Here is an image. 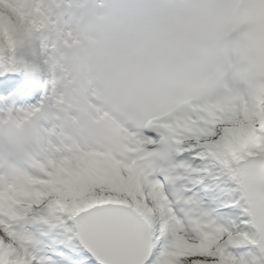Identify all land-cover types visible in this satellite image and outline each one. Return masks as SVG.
Listing matches in <instances>:
<instances>
[{
	"label": "snow or ice",
	"instance_id": "6c2138e0",
	"mask_svg": "<svg viewBox=\"0 0 264 264\" xmlns=\"http://www.w3.org/2000/svg\"><path fill=\"white\" fill-rule=\"evenodd\" d=\"M149 55L123 141L158 162L61 161L0 201V264H264V0H170Z\"/></svg>",
	"mask_w": 264,
	"mask_h": 264
},
{
	"label": "clouds",
	"instance_id": "9594fccd",
	"mask_svg": "<svg viewBox=\"0 0 264 264\" xmlns=\"http://www.w3.org/2000/svg\"><path fill=\"white\" fill-rule=\"evenodd\" d=\"M170 0H0L15 21L0 55L33 51L47 86L37 105L0 108V201L26 199L33 181L95 151L157 163L151 146L129 154L123 137L152 102L150 50Z\"/></svg>",
	"mask_w": 264,
	"mask_h": 264
},
{
	"label": "bare ground",
	"instance_id": "6f19581e",
	"mask_svg": "<svg viewBox=\"0 0 264 264\" xmlns=\"http://www.w3.org/2000/svg\"><path fill=\"white\" fill-rule=\"evenodd\" d=\"M22 51H23L22 53L20 52V53H19L18 55H16V56H13V55H12L11 58H10V60L12 61V60H15L16 58H22V57H23V59H25L26 57H28L29 55H31V51H30V50H25V49H23ZM5 61H7L6 58H5V56L0 55V67H1V65H3V64L5 63ZM0 83L3 84V81H1ZM15 83H16V84L18 83V78H16ZM33 229H35V230H37V231H43V230H46V228H43L42 226H37V227H35V228H33ZM52 233H53V232L49 231V234H48V235H45V236H43V237L48 238V236L50 237ZM58 236H59V235H58ZM60 237H61V236H60ZM46 240H47V239H46ZM57 241H58V239H53L52 237H50V240H48V241L46 242V244H51L50 242H53L54 244H56Z\"/></svg>",
	"mask_w": 264,
	"mask_h": 264
},
{
	"label": "rangeland",
	"instance_id": "374dc122",
	"mask_svg": "<svg viewBox=\"0 0 264 264\" xmlns=\"http://www.w3.org/2000/svg\"><path fill=\"white\" fill-rule=\"evenodd\" d=\"M25 50H30L31 51V55H29L28 57H26L27 61L30 62L31 61V57L33 55V51L36 52V54L38 55V49L34 50V49H31V48H25ZM23 52V51H21ZM5 57L7 58H10L12 55H4ZM44 73H46L42 68H40Z\"/></svg>",
	"mask_w": 264,
	"mask_h": 264
}]
</instances>
